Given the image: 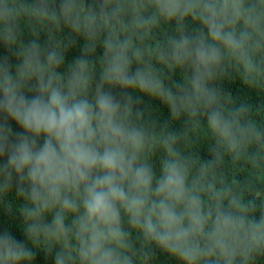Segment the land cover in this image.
I'll list each match as a JSON object with an SVG mask.
<instances>
[{"label":"clouds","instance_id":"9594fccd","mask_svg":"<svg viewBox=\"0 0 264 264\" xmlns=\"http://www.w3.org/2000/svg\"><path fill=\"white\" fill-rule=\"evenodd\" d=\"M0 214V264H264V0H0Z\"/></svg>","mask_w":264,"mask_h":264},{"label":"trees","instance_id":"16d2710c","mask_svg":"<svg viewBox=\"0 0 264 264\" xmlns=\"http://www.w3.org/2000/svg\"><path fill=\"white\" fill-rule=\"evenodd\" d=\"M78 54V49H73L68 55H67V59L70 61L72 60L76 55ZM225 89L227 92H229V94L233 97V98H238V99H243L245 96H247V98L249 99V101L251 103H253L254 105L258 104V98L256 97L255 93L250 92L246 89H244L241 85L240 82L238 80H235L231 83L225 84L224 85ZM151 107L158 112V114L160 115L161 119L166 118L167 116V110L166 108H164L162 105H160L158 102L153 101L151 104ZM15 127V126H14ZM203 149V145L201 146V150ZM202 156L206 155V152H204L203 150L200 153ZM9 227L12 229V231L14 232V234L19 235L18 232H16L15 228L13 227L10 219L8 217L3 216L2 214H0V227ZM37 261L38 264H51V260L49 259L48 261H44L42 256H38L37 257ZM161 264H168V262L163 261L161 262ZM169 264H171V262H169Z\"/></svg>","mask_w":264,"mask_h":264}]
</instances>
